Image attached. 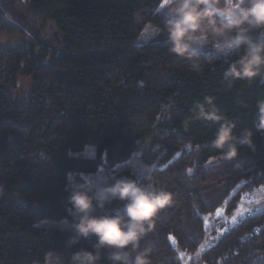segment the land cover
Segmentation results:
<instances>
[{
	"label": "trees",
	"instance_id": "obj_1",
	"mask_svg": "<svg viewBox=\"0 0 264 264\" xmlns=\"http://www.w3.org/2000/svg\"><path fill=\"white\" fill-rule=\"evenodd\" d=\"M27 1L54 22L60 42L53 50L36 41L0 47V264H42L49 249L67 262L80 249L93 250L94 236L69 247L73 229L38 222L73 221L69 174L94 185L85 175L114 170L135 152L152 167V185L173 197L140 248L150 249L151 264H182L179 251L194 253L206 237L205 214L240 183L225 202L227 214L244 192L264 185V130L252 119L264 98V73L229 83L223 72L235 57L218 55L212 43L193 58L194 70L170 52L166 33L137 40L145 25L163 27V0ZM2 14L0 3V30L11 31ZM252 36L264 40V30ZM21 77L29 90L19 95ZM200 107L214 108L222 119L199 116ZM225 120L233 125L235 155L229 144L211 143ZM247 129L252 144L237 143ZM88 148L93 153H84ZM121 178L137 182L128 169L116 173ZM122 204L113 200L92 214H112ZM107 255L101 250L99 264H110ZM190 264H264V208Z\"/></svg>",
	"mask_w": 264,
	"mask_h": 264
},
{
	"label": "clouds",
	"instance_id": "obj_2",
	"mask_svg": "<svg viewBox=\"0 0 264 264\" xmlns=\"http://www.w3.org/2000/svg\"><path fill=\"white\" fill-rule=\"evenodd\" d=\"M163 3L168 13L163 27L149 25L147 31L152 35L166 33L170 52L190 60L194 70H199V64L193 58L212 43L218 55L235 57L223 72L229 83L235 79L253 80L264 73V40L252 36L254 31L264 30V0H163ZM207 103L211 105L212 101L209 99ZM198 114L214 121L222 119L214 108L205 111L200 107ZM252 119L257 129L264 130V98L257 100ZM233 139H236L233 125L225 120L211 143L217 149L229 144L230 154L235 155ZM237 143L251 145V132L245 130ZM66 190L71 205L67 211L73 217L70 227L76 233L67 246L77 243L80 237H95L93 250L72 253L67 264H99L101 250H107L110 264H151L150 249L140 248V241L152 231L156 214L172 204V193L127 178L89 185L74 181L71 174ZM113 200L123 204L112 214H92ZM61 223L69 224L66 219ZM44 264H64V260L55 249H49L44 253Z\"/></svg>",
	"mask_w": 264,
	"mask_h": 264
},
{
	"label": "rangeland",
	"instance_id": "obj_3",
	"mask_svg": "<svg viewBox=\"0 0 264 264\" xmlns=\"http://www.w3.org/2000/svg\"><path fill=\"white\" fill-rule=\"evenodd\" d=\"M0 3L3 9L2 16L5 17L9 25L12 26L11 31L0 30V47L30 44L36 41L38 43H41L42 45H45L50 50L58 49L60 34L51 19L34 12L29 6L27 0H0ZM162 4L163 2L161 3V5ZM161 5L160 9H163V11L168 15L166 8L161 7ZM149 25L150 24L145 25L142 33L137 40L143 41L154 36L150 32L145 31V28ZM28 90L29 79L25 77L19 78V89L16 93L20 95L21 93H26ZM149 141L150 140L147 139L145 141V144H149ZM84 153L91 154L93 153V149L88 148ZM211 161V163H213L216 160ZM125 169L130 170V172H132L136 176L138 183H151V181H149L148 179L152 167H147L142 164V162L140 161L139 152H135L126 162L118 165L114 170H109L105 167H101L96 173L85 175V178L94 184L104 181L112 183L115 181L116 173ZM241 184L242 183L235 186L229 196L214 211L209 212L203 216L204 225L207 229L206 237L194 253L179 251V256L182 264H189V262H191V258H198L204 250L209 248L214 243L216 238L214 237V235L212 236L209 233L212 220L214 218H227L233 223L240 219L244 213L252 214L253 212L259 211L264 208V185H260L244 192L232 212L230 214L226 213L225 202H227V200H229L233 196V194L237 191V188H239ZM62 220L65 219H44L40 220L38 222V225L48 228L72 229L70 227V222L68 225H64L61 223ZM170 241L174 246H176V239L174 238V236H170ZM64 264H67L65 260Z\"/></svg>",
	"mask_w": 264,
	"mask_h": 264
},
{
	"label": "built area",
	"instance_id": "obj_4",
	"mask_svg": "<svg viewBox=\"0 0 264 264\" xmlns=\"http://www.w3.org/2000/svg\"><path fill=\"white\" fill-rule=\"evenodd\" d=\"M249 215L250 214L248 213H244L240 219L233 223L227 218L217 217L212 221L209 233L218 239L235 224L239 223L242 219L248 217Z\"/></svg>",
	"mask_w": 264,
	"mask_h": 264
},
{
	"label": "snow or ice",
	"instance_id": "obj_5",
	"mask_svg": "<svg viewBox=\"0 0 264 264\" xmlns=\"http://www.w3.org/2000/svg\"><path fill=\"white\" fill-rule=\"evenodd\" d=\"M161 7H164V3L161 5ZM145 31L147 32V27L145 28Z\"/></svg>",
	"mask_w": 264,
	"mask_h": 264
},
{
	"label": "crops",
	"instance_id": "obj_6",
	"mask_svg": "<svg viewBox=\"0 0 264 264\" xmlns=\"http://www.w3.org/2000/svg\"><path fill=\"white\" fill-rule=\"evenodd\" d=\"M214 219H215V218H214ZM214 219H213V220H214ZM213 220H212V221H213ZM195 259H196V258H195ZM192 260H194V259H193V258H191V261H192ZM190 263H191V262H189V264H190Z\"/></svg>",
	"mask_w": 264,
	"mask_h": 264
}]
</instances>
